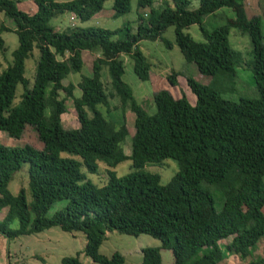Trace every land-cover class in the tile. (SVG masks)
<instances>
[{
  "label": "trees",
  "instance_id": "1",
  "mask_svg": "<svg viewBox=\"0 0 264 264\" xmlns=\"http://www.w3.org/2000/svg\"><path fill=\"white\" fill-rule=\"evenodd\" d=\"M108 0H33L36 10L27 14L16 1L0 0V13L11 20L13 29L0 24V33L12 32L17 47L0 72V132L14 140L26 127L34 130L41 149L29 145L7 147L0 143V236L5 240L37 234L50 228L84 236L82 254L96 264H123L114 252L99 254L105 234L116 232L158 240V248H142L140 264H160L159 250L171 253L172 264H218L227 254L250 257L259 240H264V45L261 17L247 18L244 0H167L153 6V0H136L134 34L125 31L123 40H111L116 32L72 27L54 30L49 21L62 14L73 15L80 23L99 13ZM191 1L196 8L189 9ZM112 17L130 11V0H111ZM139 13V10H145ZM226 9L232 18L208 31L202 20ZM196 25L202 37L194 42L185 33ZM172 27L174 43L185 63L209 78L207 85L181 72H171L166 81L177 86L183 76L194 96L191 105L184 95L174 99L166 90L152 94L153 114L137 103L131 89L122 82L121 55L132 62V71L148 80L149 65L138 50L143 40H160ZM246 35L249 41L250 70L255 98L224 100L214 89L217 77L232 79L241 61L239 52L228 43L229 30ZM38 52L32 84L24 77V61L32 49ZM6 50L0 37V52ZM98 54L91 62V76L80 77L74 86L62 84L68 74L81 69V52ZM107 71V89L100 79ZM185 75V77H184ZM19 99L13 103L17 87ZM63 93V97L60 96ZM70 99L78 127L64 129L61 115ZM117 104L110 106V100ZM98 107L104 110V116ZM133 115L130 155L122 143L128 135L125 112ZM132 171L116 177L113 169L124 160ZM171 160L177 169L165 184L157 174L143 167L160 166ZM98 163L105 166V181L96 186L80 173L83 167L95 174ZM26 164V190L16 195L8 189L12 175ZM64 206L47 216L50 207ZM12 220L17 228L9 229ZM229 239L220 245L221 240ZM60 264H83L78 257H62ZM246 264H264L255 257Z\"/></svg>",
  "mask_w": 264,
  "mask_h": 264
},
{
  "label": "rangeland",
  "instance_id": "2",
  "mask_svg": "<svg viewBox=\"0 0 264 264\" xmlns=\"http://www.w3.org/2000/svg\"><path fill=\"white\" fill-rule=\"evenodd\" d=\"M16 1L17 8L27 14H33L36 7L33 0H13ZM55 2H65L70 0H54ZM163 1L167 0H153V6H160ZM112 2L108 0L103 3L102 9L99 13L91 17L88 21L80 23L75 18L71 19L70 14L59 15L49 21V25L58 32H67L68 29L72 27L87 28L96 27L109 31L116 32L111 36V40H123L125 31L129 30L130 34H134L136 26V0H130V11L117 18L112 17L111 10ZM196 3L191 1L189 9L196 8ZM243 7L247 18H252L262 15L264 10V0H244ZM139 13L147 12L145 10H139ZM232 18V13L229 10L222 9L216 11L213 15H209L202 20L204 27L210 31L215 27L224 24L225 19ZM0 24L4 25L6 28L13 29V23L11 20L7 19L0 13ZM187 33L194 42H201L202 37L196 25L190 26L184 31ZM261 33H262V43L264 45V18L261 17ZM0 37L4 41L6 50L0 52V72L6 67V65L11 60V52L17 47V37L12 32H2ZM162 38L169 43V47H166L162 41L154 40L147 41L143 40L138 43V50L141 52L146 62L149 65L148 80L146 82L139 81L132 71V62L125 55H121L119 59L122 61L123 74L121 80L125 83L132 91V94L140 105L143 106L147 114L154 113V107L151 102V96L154 92L159 90H166L174 98H179L184 95L188 102L194 104V96L190 93L185 85V80L183 76H177V86L171 87L166 81V76L173 72H183L185 75L192 77L196 82L207 85L209 83V78L200 75L196 68L192 64L185 63L183 57L178 51L177 46L174 43L173 29L172 27L167 28L162 34ZM228 43L229 46L240 53L241 61L235 67V75L230 80L227 78L217 77L213 86L214 89L220 94V97L224 100H229L236 102L239 98L252 99L255 98L256 94L254 91V85L252 80V74L249 69L245 67L246 62H248V54L250 52L249 41L246 35H241L237 31L230 29L228 33ZM98 54L90 53L87 51L81 52V69L78 73H71L62 80L63 85L68 83L74 86L73 96L79 97V91L76 89V84L79 82L80 77H90L91 62ZM38 59V52L35 48L32 49L31 56L24 61V77L29 82V87L32 84V77L34 73L35 63ZM184 75V77H185ZM100 79L103 82L105 89H107V81H109L107 76V71L102 68L100 72ZM21 93V88L18 86L15 91V98L13 103H16L19 99ZM63 97V93H60ZM110 106L113 107L117 104V99L110 100ZM66 111L61 115V126L64 129H75L78 127L76 120V115L72 106V101L70 99L65 101ZM99 111L102 113L103 108L98 107ZM104 116V113H102ZM125 126L128 135L125 137L121 147L123 154L125 156L130 155V137L133 134V115L132 113L126 111L124 114ZM0 143L7 147H20L22 145H29L35 149H41L42 145L37 140L36 134L33 129L26 127L23 131V135L19 139H12L6 136L4 132H0ZM176 170V164L167 159L162 162L160 166H146L143 167V172L157 174L160 179L161 184H165L170 176ZM27 165L24 164L21 169L12 175L11 180L8 183L7 189L12 195H16L20 188L26 190V201L30 202V197L28 195L26 184ZM116 177H121L132 171L130 168V161L128 159L124 160L120 164L116 165L113 169ZM80 173L84 174L86 180L90 183L101 186L105 181V166L102 163H98V169L95 174H88L85 172L84 168L79 167ZM65 202L54 203L47 216H51L54 212L60 210L64 206ZM6 209L0 211V220H2L5 215ZM9 229L14 230L17 228V221L12 220L9 225ZM49 241V242H47ZM229 239L221 240L220 245H225ZM84 236L81 233L69 234L61 231L58 228H50L44 230L37 234H31L27 236H18L14 239L8 240L6 246V251L15 252L18 258L23 259L22 261H27L29 256L34 255L35 257L29 260L28 264H60V258L62 257H74L75 255L83 264H96L92 263L88 258L84 257L82 254V249L84 247ZM159 242L147 235H139L137 237H131L127 235H121L116 232H107L105 234V239L99 246V254L110 257L114 252L119 253L123 257V264H140L141 254L140 250L142 248H158ZM161 262L160 264H172L171 253L168 250H159ZM264 257V240H259L252 250L250 257L245 259H240L235 254H227L222 261L218 264H246L252 258Z\"/></svg>",
  "mask_w": 264,
  "mask_h": 264
},
{
  "label": "crops",
  "instance_id": "3",
  "mask_svg": "<svg viewBox=\"0 0 264 264\" xmlns=\"http://www.w3.org/2000/svg\"><path fill=\"white\" fill-rule=\"evenodd\" d=\"M7 244L8 241L0 236V264H28V261L35 257L34 255H32L29 256L28 259H26L27 261H22L23 259H20V261H18L15 252H10L9 250L6 251ZM42 264H45V261H42Z\"/></svg>",
  "mask_w": 264,
  "mask_h": 264
},
{
  "label": "built area",
  "instance_id": "4",
  "mask_svg": "<svg viewBox=\"0 0 264 264\" xmlns=\"http://www.w3.org/2000/svg\"><path fill=\"white\" fill-rule=\"evenodd\" d=\"M72 16V18L71 19H73L74 18V16L73 15H71Z\"/></svg>",
  "mask_w": 264,
  "mask_h": 264
}]
</instances>
